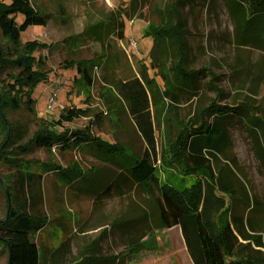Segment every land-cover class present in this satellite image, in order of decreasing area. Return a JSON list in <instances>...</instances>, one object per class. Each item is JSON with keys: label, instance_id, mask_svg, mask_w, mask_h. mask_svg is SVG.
Returning <instances> with one entry per match:
<instances>
[{"label": "trees", "instance_id": "obj_1", "mask_svg": "<svg viewBox=\"0 0 264 264\" xmlns=\"http://www.w3.org/2000/svg\"><path fill=\"white\" fill-rule=\"evenodd\" d=\"M226 3L236 26L239 46L264 49V0H226ZM185 4V0H174L169 7L172 22L159 25L151 21L145 32L154 37L162 54L161 61L153 63V66L161 67L165 82L162 95L168 100L164 121L168 129L169 151L158 149L147 85L137 76L105 81L107 85L101 89L100 96L109 99L112 104L115 102L112 96H115L127 107L146 144L142 154L137 155L118 142L110 143L96 136L90 126L81 129L64 127L59 132L58 126H65L80 117L103 119V114L96 113L92 107L75 106L63 108L57 120L42 125L24 149L29 148L31 143L49 150L54 146L63 149L93 145L101 152V158L106 161L115 159L125 166L128 184L141 185L153 196V215L149 213L147 216L144 212L138 217L113 222L126 238V247L119 256L124 251L128 256L133 254L153 229L179 226L193 264H264L263 221L252 215L255 206L258 208L260 203L258 199H253L248 185L240 176L242 173L238 158L233 153L231 135L234 122H242L264 168V107L256 98L264 83V61L255 64L250 59H242L231 66L230 82L250 94L236 99L234 104L221 103L224 91L215 87L217 97L206 106L197 105L192 117L183 123L181 104L199 95L196 82L203 72V68L195 70L189 66L185 22L180 14V8ZM151 8L154 11V6ZM122 14L121 8L110 11L104 19L88 23L83 35L106 43L116 31ZM50 18L46 12L37 9L32 0H0V33L7 44L5 48L0 40V133L4 134L0 151L15 134L13 125L8 121L9 111L25 107L36 112L34 90L40 82L47 81L52 72L51 69H44L45 59L36 55L39 50L51 45L37 39L22 40V34L29 27L46 26ZM168 38L177 45V60L165 64V40ZM65 62L67 67L77 69L80 77L75 78V82L78 87L89 92L94 83L93 69L101 65V60ZM211 75V81L219 79L212 71ZM147 84L154 87L155 80L148 78ZM181 87L184 89L181 90ZM184 90L189 91L183 93ZM87 96L89 99L90 95ZM179 119L181 127L174 136L172 126ZM159 157L160 165L157 164ZM0 159V164L9 163L16 168L6 180L0 174V194L3 193L7 201L6 215L0 219V256L6 254L7 264L73 262L69 239L60 241L48 253L40 248L36 239L47 228L46 211L43 209V174L34 171L31 163L12 161L1 152ZM40 165L49 166L50 171L56 169L66 173L71 178V184L75 181L71 174L76 172L74 169L51 163ZM160 170L175 172L183 180L188 177L194 180L188 185H175L171 181H162ZM122 175L119 173L115 180L108 182L103 187L104 192L108 194L116 189ZM239 202L245 204L242 212L239 211ZM98 240L84 247L79 256L81 261L92 256Z\"/></svg>", "mask_w": 264, "mask_h": 264}, {"label": "rangeland", "instance_id": "obj_2", "mask_svg": "<svg viewBox=\"0 0 264 264\" xmlns=\"http://www.w3.org/2000/svg\"><path fill=\"white\" fill-rule=\"evenodd\" d=\"M173 1L32 0L37 9L46 12L51 18L46 26L29 27L22 34V40L25 42L37 39L51 45L39 50L36 55L45 59L44 69H51L52 72L48 80L40 82L34 90L33 96L37 100L36 112L25 107L9 111L8 121L13 125L15 134L12 141L3 146L0 152L12 161L31 163L34 171L43 174V209L46 211L47 228L45 227V231L36 239L40 248L47 253L63 239H69L72 246L70 258L73 261L69 264H193L179 226L155 228L133 254L128 256L124 251L123 255L119 256L126 247V238L113 222L121 218L138 217L144 212H147V216L149 213L153 215V196L141 185L132 182L128 184L125 166H121L118 160L106 161L93 145L63 149L54 146L49 150L31 143L29 148L24 149V146H29V142L34 139L42 125L57 120L63 108L75 106L92 107L96 113L103 114V119L80 117L65 126H58L59 132H62L64 127L81 129L90 126L96 136L110 143L118 142L137 155L142 154L146 144L127 107L125 108L124 103L118 101L115 96H112L114 104L100 96L101 89L107 85L105 81L127 80L137 76L147 85L158 149L169 151L168 129L164 121L168 100L162 95L165 82L161 67L153 66V63L161 61L162 54L154 37L145 32L151 21L159 25L172 22L173 15L169 7ZM185 2V6L180 8V14L185 22L189 66L195 70L203 68V72L198 75L196 82L199 95L181 104L183 123L192 117L197 105L206 106L217 97L216 88L224 91L220 98L221 103L234 104L236 99L244 97L246 93L250 94L246 89H238L230 82L231 66L242 59H250L255 64L264 61V49L239 46L236 26L226 0ZM119 8L123 13L119 25L106 43L83 35L88 23L104 19L110 11ZM0 40L7 48L1 33ZM135 41L138 48L133 45ZM172 42L174 40L171 38L165 40V64L177 60V45ZM239 47H242V51ZM92 59L101 60V65L94 67V83L87 92L75 82V78L80 77L77 69L67 67L65 61ZM211 71L219 76V79L211 81ZM55 73L62 80L67 79L68 84L59 89L58 104L49 112L47 106L55 91V86L51 84ZM104 77L108 79L104 80ZM148 78L155 80L154 87L147 84ZM180 89L183 90L184 87ZM187 91L189 90H184L183 93ZM87 95H90L89 99ZM256 98L264 107V83L260 86ZM182 122L179 119L173 123L174 136L180 130ZM231 135L233 153L238 158L242 175L239 174L248 185L253 199H258L260 203L258 208L255 206L252 215L261 219L264 226V168L242 122H234ZM3 139L4 134L1 132L0 144ZM42 163L76 170L71 173L75 179L74 183L71 184V178L66 173L56 169L50 171L47 168L49 166L40 165ZM157 164H161L160 157ZM15 171L16 168L9 163L0 164V174L5 180ZM160 171L162 181H171L175 185H188L194 180L191 177L183 180L175 172ZM119 173L123 174L120 180H116V186H119L108 194L104 192L103 187L115 180ZM238 205L239 211L242 212L245 204L239 202ZM6 212V197L1 193L0 219ZM97 239V248L92 256L81 261L79 256L84 247ZM0 264H7L5 253L0 256Z\"/></svg>", "mask_w": 264, "mask_h": 264}, {"label": "built area", "instance_id": "obj_3", "mask_svg": "<svg viewBox=\"0 0 264 264\" xmlns=\"http://www.w3.org/2000/svg\"><path fill=\"white\" fill-rule=\"evenodd\" d=\"M134 47L138 48V43L135 41L133 42ZM52 85L55 86V91L52 93L49 102H48V106H47V110L49 112H52L57 104H58V100H57V92L59 91V89L63 86H66L68 84V80L67 79H61L60 76H58L56 73L54 74L53 78H52Z\"/></svg>", "mask_w": 264, "mask_h": 264}]
</instances>
